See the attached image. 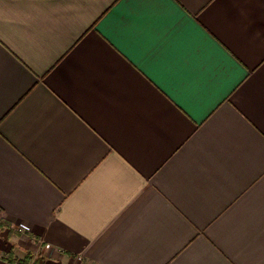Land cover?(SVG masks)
Returning a JSON list of instances; mask_svg holds the SVG:
<instances>
[{
	"label": "crops",
	"instance_id": "obj_1",
	"mask_svg": "<svg viewBox=\"0 0 264 264\" xmlns=\"http://www.w3.org/2000/svg\"><path fill=\"white\" fill-rule=\"evenodd\" d=\"M0 264H264V0H0Z\"/></svg>",
	"mask_w": 264,
	"mask_h": 264
},
{
	"label": "built area",
	"instance_id": "obj_2",
	"mask_svg": "<svg viewBox=\"0 0 264 264\" xmlns=\"http://www.w3.org/2000/svg\"><path fill=\"white\" fill-rule=\"evenodd\" d=\"M16 229L19 231V232H28L30 231V226L27 224V223H24V222H20L16 225Z\"/></svg>",
	"mask_w": 264,
	"mask_h": 264
},
{
	"label": "trees",
	"instance_id": "obj_3",
	"mask_svg": "<svg viewBox=\"0 0 264 264\" xmlns=\"http://www.w3.org/2000/svg\"><path fill=\"white\" fill-rule=\"evenodd\" d=\"M31 260V255L27 257V260H25L24 262L28 263Z\"/></svg>",
	"mask_w": 264,
	"mask_h": 264
}]
</instances>
